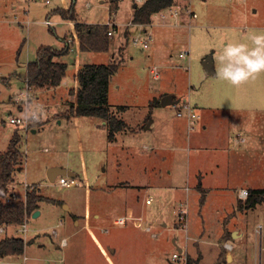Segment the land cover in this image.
Returning <instances> with one entry per match:
<instances>
[{
    "label": "rangeland",
    "instance_id": "rangeland-1",
    "mask_svg": "<svg viewBox=\"0 0 264 264\" xmlns=\"http://www.w3.org/2000/svg\"><path fill=\"white\" fill-rule=\"evenodd\" d=\"M133 2L119 0L113 8L108 0H75L78 20L109 23L108 29L113 27L108 50L81 51L75 59L76 48H70L61 58L67 63L61 84L49 89L26 90V63L35 57L36 50L41 46H60L61 39L72 31V21L55 11L68 8L71 0H0V151L5 150L16 128L9 122L10 116L23 115L26 109L38 105L44 113L39 120L44 122L42 125L20 128L22 163L15 169L8 189L16 199H23L27 188L35 187L49 199L39 203L37 216L31 213L27 217L25 233L18 231L20 225L0 233V237L16 235L24 241L31 240L22 254L3 257L0 264H168L175 249L165 237L172 233V228L151 238L153 228L144 229V220L134 218L137 225L134 226L132 219L120 225L114 224L113 218L126 208L130 216H146L155 206V203L145 204L148 165L136 168L130 151L138 141L139 153L134 152L141 156L142 138L146 134L162 140L167 147L175 142L185 146L186 118L177 115L178 103L183 99L187 98L192 105L195 101L211 102L204 117L200 110L199 119L208 125L209 134L222 127L229 128L233 122L237 131V126L244 127L247 137L244 145L250 151L264 152V75L239 88L217 77L223 45L250 44L246 39L249 33L264 30V0H176L164 10L165 21L176 25L160 26L161 17L152 16L150 24H144L150 39L143 32L138 33L132 23ZM173 12L178 13L176 19L171 16ZM46 19L52 23H44ZM135 36L146 40L148 46L134 44ZM187 50V56H179ZM208 57L212 73L206 72L203 65ZM110 62L118 65L109 82L107 103L110 111L124 122L113 140L108 138L102 119L65 116L67 90L73 85L75 71L85 63ZM154 66L159 78L150 72ZM224 89L231 95L223 99L220 93ZM161 94L171 95L174 102L162 105ZM159 116L173 117L179 122V125L175 123L173 140L170 130L158 121ZM152 118L151 129H146ZM195 127L201 130V123ZM208 140L211 141L210 136ZM242 147L236 144L233 149ZM164 155L169 160L164 162L166 166L176 159L172 158L170 148L164 149ZM58 160L77 173L78 185H61L60 175L53 181L48 179L47 169ZM250 160L255 161L252 157ZM259 171L256 166L253 175L264 185L262 169ZM131 174H137V181L129 187L127 205L117 206L109 190L119 185L120 179L129 180ZM256 178L252 179L253 183ZM95 213L100 218H95ZM101 227L107 231L102 232ZM53 229L58 236L51 234ZM241 231L240 243L245 248L242 264H264V200L249 209ZM62 236L66 237L67 245L57 247ZM112 249L114 253L110 252Z\"/></svg>",
    "mask_w": 264,
    "mask_h": 264
},
{
    "label": "crops",
    "instance_id": "crops-1",
    "mask_svg": "<svg viewBox=\"0 0 264 264\" xmlns=\"http://www.w3.org/2000/svg\"><path fill=\"white\" fill-rule=\"evenodd\" d=\"M134 1L139 3L137 0ZM166 9L154 13L152 16L158 15L161 17L160 26H175L176 22L165 21L163 13H165L164 10ZM83 22L85 21L83 20ZM112 35L113 29L109 37ZM76 41L74 40L71 43L73 46L71 50L76 48L77 56L75 59H77L78 53H81ZM152 69H150V72ZM156 73L157 76L153 77L159 78L157 70ZM237 92L242 91L237 90ZM163 95L161 94V96ZM230 95L227 89L220 93L223 99ZM171 98L173 97L171 96ZM210 104L211 102L208 104L202 101L194 102L193 106L199 114V118L190 129L187 116L182 115L186 118L187 140L185 146L181 147L175 142V145L171 143L170 147H167L162 140L152 137L151 134H146L142 138L143 141L141 143V147L144 149L143 153L138 157L137 153H139L138 148L140 147L137 144L138 141L132 145L134 148L132 147L130 154L135 167L148 165L146 170L149 173H146L147 182L144 184L148 188L145 204L152 205V203H155V206L148 210L149 214L146 216L144 214L130 216L126 213V208L124 213L114 216L113 221L116 220L114 224L125 225L127 219L140 218L146 223L144 229L149 227V231H151L153 228V232L156 233V236L150 235L151 238H157L161 233H165L164 230L166 228H172V233L165 237V241L172 244L174 249L180 250L182 247L186 249L189 264H242L245 248L240 243V239L243 236L241 227L248 217L249 209L255 207L261 201L252 207H248L244 201L246 197H240L239 191L241 188H246L249 193L251 189L264 188V185H260L257 178L253 175L256 166L257 171L262 169V182L264 184V152L262 150L261 154L259 152L255 154L250 151L244 145L247 140L244 127L240 128L237 126L239 130L237 131L233 122H230L229 128L222 127L211 134L206 132L208 125L202 121L199 122L201 118L200 110L203 111L204 117L205 110L211 107ZM255 109L257 111L259 107ZM173 119V117H158L160 124L165 125L170 130L172 140L174 139L173 129L175 123L179 125V122ZM60 122L58 119V123ZM103 123L105 124L104 121ZM153 123L154 119L152 118L145 128L151 129ZM199 123H201L202 128L201 130H196L195 126H198ZM32 131L35 132V129H32ZM209 136L211 141L208 140ZM236 144L242 145V150L233 149ZM167 148L172 150V158H176L169 166L164 165V162H169V160L166 161V155H164V149ZM136 150L137 153L134 152ZM250 157L254 158L255 161H251ZM50 165L69 169L67 163L62 164L59 160ZM75 174L77 175V173ZM136 177L137 174H134V176L131 174L129 180L120 179L119 185L109 190L113 192L114 201L117 200L115 205H127L129 187L135 185ZM254 178H256L255 183L252 182ZM155 193L157 197H155ZM149 197L152 199L146 202ZM156 198L159 199L158 202L154 201ZM181 202H186L187 204L186 232L182 229H175V211ZM164 204H166V208ZM94 217L100 218V215L95 213ZM133 225L137 226L135 221ZM101 231L105 232L107 228L101 227ZM161 241L164 242V239ZM224 243H228L230 247L226 248ZM57 247H60L59 243H57ZM110 252L114 253V250L112 249Z\"/></svg>",
    "mask_w": 264,
    "mask_h": 264
},
{
    "label": "trees",
    "instance_id": "trees-1",
    "mask_svg": "<svg viewBox=\"0 0 264 264\" xmlns=\"http://www.w3.org/2000/svg\"><path fill=\"white\" fill-rule=\"evenodd\" d=\"M176 0H144L141 4H133L132 22L149 24L151 16L175 4ZM114 8L119 0H108ZM75 0H71L68 8H57L55 11L63 18L73 22L69 37L61 39L60 47L41 46L36 50L35 57L26 63L24 81L34 89H49L57 87L64 80L67 63L59 60L71 48L74 40L78 42L80 51H106L109 48L107 23H87L76 17ZM116 62L85 63L73 74V85L67 90V112L65 116H93L102 119L108 130V138L113 140L115 134L124 127L122 119L117 118L109 109L107 93L111 76L117 69ZM12 74V73H11ZM16 75V73H15ZM155 103H159L156 100ZM35 121L31 127L42 125ZM21 127H16L5 150L0 151V226L7 230L10 226L23 223L27 217L38 208L39 203L49 199L35 187H28L23 199H16L8 186L13 180L15 169L22 162L19 143L22 138ZM264 198V188L251 189L245 200L248 207L254 206ZM31 240L23 237L4 235L0 237V258L20 255Z\"/></svg>",
    "mask_w": 264,
    "mask_h": 264
},
{
    "label": "clouds",
    "instance_id": "clouds-1",
    "mask_svg": "<svg viewBox=\"0 0 264 264\" xmlns=\"http://www.w3.org/2000/svg\"><path fill=\"white\" fill-rule=\"evenodd\" d=\"M246 39L250 44H224L219 55L217 77L236 88L264 75V30L250 32ZM43 115L42 106H33L26 109L25 119L39 121Z\"/></svg>",
    "mask_w": 264,
    "mask_h": 264
},
{
    "label": "built area",
    "instance_id": "built-area-1",
    "mask_svg": "<svg viewBox=\"0 0 264 264\" xmlns=\"http://www.w3.org/2000/svg\"><path fill=\"white\" fill-rule=\"evenodd\" d=\"M43 1L48 2V0H43ZM139 1L142 2L143 0H139ZM176 14H177V12L171 13V15L174 17L176 16ZM44 23L51 24L52 22L49 19H46V20H44ZM107 24H109V23H107ZM133 24H135V26H137L138 33L143 32L146 35L147 39L151 38L150 33L146 31L147 29L143 23H139V24L133 23ZM112 29H113V27H111L108 30L109 35L112 34ZM133 43L134 44H142V47L148 46L147 41L139 39L138 36H135L133 38ZM187 53H188V50L184 51V52H180L179 56L184 58L185 56L188 55ZM151 73L153 74L154 77L157 76L156 66L153 67V69L151 70ZM26 87H27L26 90H28V88H30L27 84H26ZM26 96H27V93H26ZM26 99H27V97H26ZM183 114L187 116V119L189 122V124H188L189 128H192L193 124L199 118V114L197 113L195 107L187 99H183L182 101H180L178 103L177 115L182 116ZM9 122L16 127H22L24 129H29L31 124L34 121H32L30 119H25V114H23V115H12V116H10ZM58 180H59V183L63 186L78 185L76 178L72 177V176L60 175ZM247 193H248V191L246 188H241L239 191V196L244 198L247 196ZM150 200H151V198H148L146 200V202H149ZM175 213H176V225H177V227H175V229H182L186 232V229H187V204H186V202H181L179 204V206L177 207ZM26 230H27V225H26V220H25L23 223L20 224L18 231H22L25 233ZM146 230L149 231V227H146ZM5 231H6L5 227L0 226V233H4ZM51 234L54 236H57V231L55 229H53L51 231ZM151 235L156 236V233L151 232ZM66 243H67L66 238L62 237L60 239V242H59L60 246H65ZM224 246L226 248L230 247L228 243H224ZM26 258L27 257L24 256V260H26ZM1 259L2 258H0V260ZM168 264H189L186 249H184L183 247L180 250L175 249L171 253Z\"/></svg>",
    "mask_w": 264,
    "mask_h": 264
},
{
    "label": "water",
    "instance_id": "water-1",
    "mask_svg": "<svg viewBox=\"0 0 264 264\" xmlns=\"http://www.w3.org/2000/svg\"><path fill=\"white\" fill-rule=\"evenodd\" d=\"M203 65H204L206 72H208V73L213 72L212 62H211V59L209 57L203 61ZM171 102H174V101L172 100L171 95H169V94L163 95L161 100H160V103L162 105H166V104H169ZM58 175H68V176L75 177L76 174L74 171L69 170V169L62 167V166H50L47 169V177L50 181L55 180L56 176H58ZM65 208H67L66 205H65ZM38 214H39V211L37 209L32 212L33 216H37Z\"/></svg>",
    "mask_w": 264,
    "mask_h": 264
}]
</instances>
